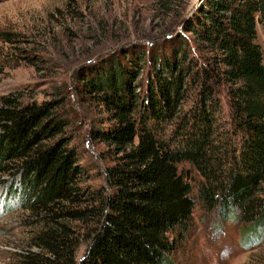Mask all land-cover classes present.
Returning a JSON list of instances; mask_svg holds the SVG:
<instances>
[{"label":"trees","instance_id":"trees-1","mask_svg":"<svg viewBox=\"0 0 264 264\" xmlns=\"http://www.w3.org/2000/svg\"><path fill=\"white\" fill-rule=\"evenodd\" d=\"M189 2L153 0L150 44L75 74L74 100L97 108L103 184L72 142L69 91L0 95V174L31 217L10 264H174L197 201L264 232V0Z\"/></svg>","mask_w":264,"mask_h":264},{"label":"rangeland","instance_id":"rangeland-1","mask_svg":"<svg viewBox=\"0 0 264 264\" xmlns=\"http://www.w3.org/2000/svg\"><path fill=\"white\" fill-rule=\"evenodd\" d=\"M152 1L0 0V95L19 91L41 100L69 91L77 119L72 142L79 146L89 184L105 182L109 160L101 153L103 146L87 136L90 125L98 124L93 120L98 112L74 100L75 74L83 63L100 60L116 48L150 44L149 36L159 29ZM196 2L190 0L188 6ZM258 31L264 51V32L260 26ZM178 166L197 182L200 175L190 163ZM11 178L0 174V264L11 263V253L26 244L31 228L18 193L8 196ZM85 246L80 245L79 255ZM172 259L174 264H264V232L235 215L222 217L217 208L205 210L197 201L187 235Z\"/></svg>","mask_w":264,"mask_h":264}]
</instances>
